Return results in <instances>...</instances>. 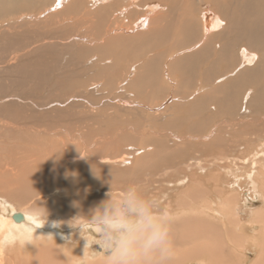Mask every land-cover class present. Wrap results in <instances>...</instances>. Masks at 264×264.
Masks as SVG:
<instances>
[{
    "label": "bare ground",
    "instance_id": "obj_1",
    "mask_svg": "<svg viewBox=\"0 0 264 264\" xmlns=\"http://www.w3.org/2000/svg\"><path fill=\"white\" fill-rule=\"evenodd\" d=\"M169 1L171 0H1L0 18L3 21L0 23V52L2 56L0 65L4 66L2 69L5 77L0 80V90L14 94L6 97L5 102L2 103V111L6 112L5 109L12 110V113L16 116L10 114L7 116L8 112L4 114L0 118V128L6 130L8 128V130L10 129L20 136L27 134L26 137H38L41 134H45L55 137L54 140L60 139L57 142L42 140L39 145L40 155H50L56 158L61 166H66L67 169L88 163L92 159L86 152L91 147L87 143L88 141L79 144L81 146L77 150L80 153L76 154V156H68L71 153H66L65 151L74 152L73 147L76 143H72L70 140L75 136V140H77V135L68 138L66 134V137L62 138L64 134L60 132L64 130H61L59 134V130L57 131L53 128H36L21 124V117L26 118L24 115H27L24 113L23 106L26 107L28 105L22 92H33L32 98L41 101L39 103H41L43 112L55 108L51 114V116L55 114L52 119H61L62 108L69 107L66 113L78 108L71 105V103H76L78 100L72 101L68 99L64 103L56 100L58 91L63 88L76 90L77 93L75 95H78L79 98L81 96L86 97L90 100L92 106L97 104L99 108L102 106V102L97 100V97L102 96L106 90L102 88L101 84L85 86L86 82L90 80L113 82L116 80L119 75L118 56L126 54L125 47L127 43L148 32L154 34L165 29V20L170 14L169 11L172 10V7L168 4ZM208 1L210 3L211 0ZM203 2L200 0V4L205 5ZM211 3H214L212 9L208 6L209 9L207 8V11H204L211 12L210 10H213L212 18L205 14L204 18L202 16L199 19L196 28L193 26L197 21L188 16L186 27L189 28L190 33L196 29V32L200 33V38L192 46L185 47L186 49L175 53L168 59L173 61L176 55L178 56V54L184 52L189 54L181 56L184 60L183 62L189 57H209L208 52L214 47L217 56L219 50L220 56L224 60H228L227 68H229L231 63L238 61L236 66L226 70L225 74L217 77L211 83H206L209 86H205L202 81V84L195 88L196 92L193 94L166 96L160 105L157 104L155 106L152 105L154 101L151 99V105L147 106L148 100V102L138 100V95L143 92L142 89L149 88L148 80L144 77L146 71V73L161 71V79L165 84L169 85V88H174L179 82L174 72H170L171 67L168 66V63L150 68L155 58L160 56V53L158 55L154 53L147 61L132 66L114 91H118V94L126 93L131 98H134L131 101H125L122 105L127 106L131 103L132 107L141 108L143 112H145L144 108L158 111L163 108L165 117L163 119L165 121H162L165 123L164 125H166V121L167 123L168 120L170 121L164 129L152 131V134L163 139L160 149L172 150L173 152L165 158L162 168L148 169L150 166L156 168L154 163L160 162L155 158L158 152L155 151L154 145V147L146 145L141 148H136L134 145V147L127 146L122 151L116 149L114 152L119 153L114 157L102 156L97 160L99 164L117 166L126 164L128 159H134V156H139L141 157L144 171L148 169L146 172L152 177L153 183L164 182L165 186L166 184L167 187L170 185L168 191H176V193L183 190L177 197V207H174L175 211H167L173 247L172 256L167 264H188L201 253L205 255L214 253L220 243L217 240V228L219 225L215 222L225 219L227 221L237 219L239 199L238 194H233L234 188H232L233 190L230 194L221 195L220 204L214 202L209 194H198L197 192V174L209 172L218 166L210 157L223 154L225 151H229L230 154L222 158L220 162L224 164L230 162L232 164L230 167L225 168L228 170L226 174L230 175L229 172H231L238 177V173L242 169H246L244 179L250 189L252 188L251 190L255 193L256 198L263 203V210L255 215L253 221L257 218L259 221L258 225L262 226L261 238L256 241L262 252H264V114L261 115L264 110V69L255 68L258 66L262 54L257 51L253 52L249 48L229 53L224 49L227 48L226 43L222 42L224 39H235L232 33L234 25L242 26L246 23L248 27L245 32L247 36L244 38L246 44L256 47L264 46V0H247L249 7L246 13L233 15L232 17L228 12L224 13L223 9L220 11L215 4L221 3L223 8L228 10L232 8L228 0H216L214 2L212 0ZM192 5H188L189 12L192 10ZM23 7L39 9V11L34 15L26 14L23 13ZM204 11L203 13H205ZM25 26H32L24 31V35L34 39V41H23L21 30ZM51 27H53L54 35L39 40L38 34L42 33L45 28ZM191 28L195 29L191 30ZM60 30H67V36L59 34ZM93 32L97 34H91ZM155 37L159 42L166 41V36L163 33H157ZM216 38L221 39V41H216ZM97 49H102V56H90L87 59L88 51ZM202 49L204 52L199 53ZM195 50L197 52H193ZM24 57L27 64L23 61ZM41 58H48L49 60L39 63L37 59ZM11 62H16L14 69H9ZM244 77L249 78L251 92H248V94L246 92L243 98L240 99L238 90L244 82ZM164 78L167 82H165ZM218 80L219 82H217ZM187 81L188 79L184 83L182 81L183 85L175 89L176 93L188 88L190 84ZM229 86H232V89L222 97L223 103L221 105V100L217 99L218 92L221 88L224 89ZM127 89H133V92L130 94ZM239 92L241 93V91ZM198 93L208 96V100L211 103L210 109L202 106ZM231 96L233 101L228 103L227 100ZM252 98H255V102L252 101ZM3 100L0 99V102H3ZM253 103H257L256 109L258 113L256 115L254 114L255 110L252 111L251 109ZM179 106L181 108L182 106L190 107L191 110L184 108L187 112L192 111L195 113L197 117L195 115V117L192 116L190 121L184 118L183 115L177 116L179 112L184 110H179L177 108ZM238 106L240 107L239 110ZM243 106L245 112L238 113V111H242ZM224 109L232 114L233 118L231 120L219 118L217 113L224 111ZM111 110L112 107L110 108ZM212 110L216 113L212 114ZM11 116L12 118L14 117V120H12ZM185 116L189 117L190 115L185 114ZM157 117H160V115ZM157 117H153V120L162 119ZM176 119L180 124L174 122ZM163 122L160 123L163 124ZM251 124L259 126L260 129L255 134L247 132L246 140L241 142L240 135L246 132L242 128L251 126ZM238 131H240L239 136L235 135ZM226 134L230 137L231 141L229 143L221 142V139ZM121 136L124 135L116 137L120 138ZM82 137L83 134H80L79 141ZM165 139L172 149L165 148ZM28 148L30 147L24 148L16 144L8 145V143L0 141V264H5V257L13 252L16 253L14 255L19 257L18 259H12L9 264H21L22 259L32 260L28 258L29 254L33 256L41 250L43 253H47L49 250L55 251L56 248H61L60 253L69 254V256L65 262H59L57 257V259L53 258V260H49L53 261L51 264H106V260L101 261L100 256L97 258L100 259L98 262L90 254L87 245V241L88 244L90 242V237H84V233L86 234L87 232L81 229L85 228L88 231L92 228L95 229L99 222H103L105 217L85 220V213L80 210L78 211L80 216L77 215L72 204L66 208L61 205L57 207L56 198L70 191L68 188L57 185L56 181H54L51 190L41 191L31 197H27L18 196V192L21 189L15 187L20 185L16 184V181L13 182V180L8 181L6 179L8 173L19 168V166L15 165L16 157L21 161L28 158L26 154ZM9 151L14 154H10ZM33 160L36 163H45L44 160L40 161L38 154L33 155ZM233 167H238L236 172L233 171ZM171 177H177V180L172 182L169 180ZM134 178L138 177L135 176ZM208 179L217 182L212 174L208 176ZM236 179L238 181V178ZM17 182L20 183V181ZM147 182L149 183V181ZM50 193H52V197L48 195ZM119 194L122 195L120 197L124 196L122 192ZM113 199L116 200L115 196ZM48 200H51V203H46ZM199 201L202 208L198 206ZM167 204V207L171 208V204ZM154 206L157 211L163 208L162 205L156 204ZM110 207L107 209L108 215L113 214L117 210L114 207L112 210ZM202 215H205L208 221H203ZM86 221L93 222L87 224ZM29 222L35 226L33 224L31 225L33 227L26 226V223ZM187 226L195 228L196 231L190 232L191 230ZM220 226L227 228L229 225ZM227 242L229 243L228 239ZM49 246L52 247L50 248ZM38 248L41 250L33 251ZM237 250L240 249H235L234 251L236 252ZM57 252L58 250H56V254H58ZM43 257L45 256L43 255ZM49 258L51 257L49 256ZM199 262L202 264H216L212 259L208 262L205 260ZM226 262L223 261V264L230 263ZM233 263L231 262V264ZM31 264L42 263L32 262ZM151 264H156V262L152 261ZM236 264H243L242 258L237 259ZM254 264H264L263 256Z\"/></svg>",
    "mask_w": 264,
    "mask_h": 264
},
{
    "label": "rangeland",
    "instance_id": "obj_2",
    "mask_svg": "<svg viewBox=\"0 0 264 264\" xmlns=\"http://www.w3.org/2000/svg\"><path fill=\"white\" fill-rule=\"evenodd\" d=\"M203 1L207 3L205 4ZM214 1L216 0H213V2ZM228 1L232 5V8L228 10L224 9L221 3H215V4L220 9V11L223 9L224 13L228 12L231 15V17L233 15H243L248 10L249 5L247 3V0H228ZM202 2L206 6L200 4V0L169 1L168 4L172 7V10L169 11L170 14L168 18H166L165 20V29H163L160 32H156L154 34H150L148 32L145 35H141L136 39H133L127 43L125 47L126 54L124 56L122 55L118 56L119 75L116 78V80H114L113 82H107L106 80H90L86 82L85 86H91L93 84H99V85L101 84L102 88L106 90V92H104L102 96L97 97V100L102 102L101 103L102 106H100L99 108L97 104L92 106L90 100L87 99L86 97L81 96L79 98L78 95H75L77 93L76 90H72L70 88H63L58 91L56 100L60 103H64L68 99L72 101L78 100V102L76 103H71V105L76 106L78 108L74 111H69L68 113L66 112L69 107L62 108L61 111L63 112L60 113L62 115L61 119L60 120L52 119V117L55 114L52 116L51 114L55 110V108L43 112L41 108V103H39L41 101L34 100L32 98L33 92H28V91L22 92L23 93L22 95L25 101H27L28 105L26 107L23 106L24 113L27 115H24L26 118L21 117L22 119L21 124H25L36 128H53L57 131L59 130L58 133L61 130L62 131L66 130L65 132L64 131L60 132L61 134H64L62 138H65L66 136L68 138H72L74 137V135H77L78 137L77 140H75L76 136L72 140H70L72 143H76V145L73 147L74 152H69V151H65V152L71 153L68 156H76V154L80 153V151L77 150L81 146L79 144H83L84 142L88 141L87 143L90 144L91 147L88 148L89 151L86 152L88 153V155L92 157V159L88 163L79 164L74 168L67 169L66 166H61L60 162L56 158L50 155L49 156H42V154L40 155L39 145L42 140L57 142L60 139L54 140L55 137L47 136L45 134H41L38 137H26L27 134H23L20 136L19 134L11 131L10 129L8 130V128L7 130L0 128V136H1L0 141L6 142L8 143V145L16 144L17 146H23L24 148H26L27 146L30 147L28 148V150H26V154L28 155V158L26 160L21 161L18 159V157H16L15 165L19 166V168H17L13 172L8 173L6 177L8 181L13 180V182L16 181V184L20 185L19 187H15L21 189L20 192H18V196L31 197L37 194L38 192L51 190L54 181H56L57 185L63 188H68L70 191L69 193H64L63 195H60L58 196V198H56L57 201L55 203L57 207L61 205L64 208H66V207H70V204H72L74 206L77 215H79L78 211L80 210H82L85 213V217H84L85 220H88L90 218H102L108 216L107 209L109 208V206L112 205V202L119 204V202L122 201L123 198L125 197L126 193L129 192H139L144 198L153 201L154 205L156 204L162 205L163 208L158 211L157 208H155L154 206V211L157 214L162 212L167 213V211H171V212L175 211L174 207L175 208L177 207V197L179 193L180 194L182 193L183 190H180L177 193L176 191H168L170 185H168L167 187V184L165 186L164 182L153 183L151 180L152 177L148 174V172H146L148 169L162 168L165 158L168 155L172 154L173 152L172 150L168 151V150L160 149L163 139H160L159 137H156V135L152 134V131H159L164 129L165 126L168 125L170 120H168V123L166 121V125H164L165 123L162 121L164 120L163 118H165L163 115L164 114L163 108L160 110L162 113L158 110H146L144 108V111L146 112L145 113L141 108L132 107L131 103H129L130 105L127 106L122 105L125 101L127 100L131 101L134 98H131L130 95L128 96V94L126 93L118 94V91L116 92L114 91L117 89V87L123 80L126 72L132 66L147 61L148 58H150L154 53H156V55L160 53V56L155 58L150 68L158 66L159 64L163 65V63L165 64L168 63V66L171 67L170 72H174V75H176V79H178L179 82L174 88H169L168 87L169 85L165 84L161 79V71H154L152 73H146L147 72L146 71L144 73V77L148 80L149 88L142 89L143 92H141V95H138V100L139 101L145 100L146 102L149 101V103L146 104L147 106H149V104L151 105L152 101H154L152 102L153 106L157 104L160 105L163 99L166 98V96L167 97L172 95L174 96L175 94H179V95L193 94L194 92H196L195 88L197 86H200L202 84V81L205 86L207 85L209 86V84L206 83H211L217 77H220L221 75L225 74L226 70L230 68L232 69L233 66H236L238 61L234 62L235 64L231 63V65H229V68H227L228 60H224L220 56L219 50L217 56L215 54L214 47L209 50L208 52L209 57H198V58L189 57V59H185V62H183L184 60L182 59V57L185 54H189L187 52L186 53L184 52L182 54H178V56L176 55L175 56L176 58L173 61H170V59H168L170 56L174 55L175 53L186 49L185 47L192 46L200 38V33L196 32L195 28L198 26L197 23L199 19L202 18V16L204 18V16H206L205 14H207L209 18H212L213 10H210L211 12H205V11H207L206 9L207 8L209 9V7L212 9L214 3H211L212 0L210 1L211 4L208 3L209 2L208 0H202ZM190 4L193 5L195 4L194 6L192 5L191 12H189ZM38 11L39 9L36 10L34 8L23 7V13L26 14L34 15ZM203 11L205 13H203ZM188 16L195 19V21H197L196 24L193 26L195 27L193 28L195 30L191 28V30H193L196 33H194L193 31H191L190 33L189 28L186 27ZM2 21L3 19L0 18V23ZM30 27L32 26H25L22 28L21 33L23 34V41L26 42L34 41V39L28 38L24 35V31ZM52 29L53 27L45 28L42 33L38 34L39 35L38 39L39 40L45 39L54 35ZM247 29L248 27L246 26V23H244L242 26L234 25L232 28V33L235 39L230 38L229 40L226 39L222 40V42L224 41L227 46V48L224 49L229 53H233L235 51L239 52L240 50L242 51L243 49L245 50L246 48L251 49L253 52L256 51L260 52L262 54V58H260L258 66H256L255 68L264 69V46L256 47L253 45H247L246 42L244 41V38L247 36V34L245 33ZM180 30H182L183 32ZM67 33H68L67 30L59 31V34H62L63 36H67L66 35ZM157 33L165 34L166 41L159 42L155 37V34ZM91 34L95 35L97 33L93 32ZM216 41H221V39L216 38ZM153 48H157V49H153ZM193 52H197V50ZM203 52H204L203 49L199 51V53H203ZM98 55L102 56V49L88 51L87 59L90 56L93 57ZM1 59L2 56L0 52V60ZM37 60L39 63H41V61L47 62L49 59L41 58ZM23 61L25 62V64H27L25 57L23 58ZM15 64L16 62L15 63L11 62V67L9 69H14ZM3 67L4 66L0 65V80H2L5 77V73L3 72L2 69ZM187 79L190 84L188 85V88L183 91H180L179 93H176L175 89L177 87H181L183 85L182 81L184 83ZM243 81H244L243 84H241V87L238 90L240 99L243 98L246 92L247 94L248 92H251L249 78L244 77ZM165 82H167L166 79ZM217 82H219V80ZM232 86H229L224 89L221 88L219 90L218 92L219 95L217 96V99L219 98L221 100L220 102L221 105L223 103L222 97L225 96L227 92L231 91ZM127 90L128 93L130 94L133 92V89H127ZM239 91H241V93ZM11 95L14 94L12 92H5V91L3 92L0 90V99H4L3 102H0V116H1L0 118H2V116L7 112H8L7 116L9 114L16 116L12 113V110L5 109L6 112L2 111V106H3L2 103L5 102L6 97ZM198 96L201 99L202 106L206 109H210L211 103L208 100V96L199 93ZM151 99L153 100L150 102ZM232 101H233V97L231 96V98L227 100V102L232 103ZM252 101L255 102V98H252ZM111 107L112 110L110 111ZM184 107L187 108V110H191L190 107L182 106L181 108V106H179L177 107L179 108V110L180 109L181 110L184 109V110L179 112L181 115L178 113L179 115L177 114V116L183 115V117L187 118V120L190 119L192 120L191 117L192 116L195 117L196 116L195 113H193L192 111L187 112V110H185ZM240 107L238 106V110ZM256 108H257V103H253L251 109L252 111L255 110L254 111L255 115L258 113ZM212 111H213L212 114L216 113L214 110ZM184 112L186 115L188 116L190 115V116L186 117ZM243 112H245L244 106L242 108V111L241 112L238 111V113H243ZM158 114L160 115V117H157L159 116ZM217 114L219 115V118H224L227 120H231L233 118L232 114L225 109L224 111H220ZM263 114H264V110L263 113L261 112V115ZM27 117L30 118L28 119ZM153 117L162 118V119L153 120ZM12 120H14V117L12 118ZM159 121L163 122V124H161ZM177 121H178L177 119L174 120V122ZM177 123L180 124L179 122ZM152 127L153 129H151ZM154 127L155 128L159 127V128L155 129ZM243 129H245L244 131L246 132L242 133L241 135L239 134L240 131L235 133V135L238 136L240 135L241 142H244V140H246L245 138H247L246 136L247 132L249 134H253V133L255 134L258 132L260 127L251 124V126L243 127L242 130ZM137 133H141V134H137ZM80 134H83V137L79 141ZM120 135H124V136H121L120 138L116 137ZM230 141L231 140L228 134H226V136L221 139V142L229 143ZM165 143H166L165 148L172 149L170 147V144L166 142V139H165ZM133 145L136 148L139 147L141 148L146 145H150V146L154 145L155 151L158 152L155 158H157V160L160 161L159 163L158 162L154 163V166H156V168L150 166L146 171H144L143 165L141 164L142 160L140 159L141 157L139 156H134V159H128L126 164H120L117 166L99 164L97 161L99 157L102 156L114 157L119 153V152L118 153L114 152L116 149H119L118 151H122L127 146L131 147ZM105 146L106 148H104ZM9 153L14 154L13 152L10 151ZM35 154H38L40 161L44 160L45 163L41 164L34 162L33 155ZM229 154H230L229 151H225L223 154H217L215 157H210V159L214 160L218 164V166H216L214 169H212L209 172L197 174L198 176L197 192L198 194L201 193L209 194L212 200H214V202L220 204L219 200L221 199V195L230 194L231 191L233 190L232 188H234L233 194H238V199H239L238 208H237L238 217L234 221H227L226 219L223 221H216L215 223L219 225V227L217 228V240L220 242L217 245L218 247L217 251L211 253L210 254L211 257L208 254L205 255L201 253L198 257L196 256L197 257L196 259L192 260L188 264H202L199 261L205 260L206 262H208L211 259L212 261H215L216 264L217 263L223 264V261H227L226 263L230 262L229 264H231V262L233 263L234 261L233 264H236L237 259L239 260L241 258L243 260V264H254L261 256H263L264 258V252H262L261 247L256 241L261 238L262 226L258 225L259 221L257 220V218L255 220L256 222L253 221L255 215L263 210L262 207L263 203L260 199L256 198L255 193H253V191L251 190L252 188L250 189L249 185H247L246 180L244 179L246 174L245 172L246 169H242L238 173L239 175L238 177H236L231 172H229L230 175L226 174L228 170H226L225 168L230 167L232 164L230 162L224 164L220 162V160L225 156H228ZM237 168L238 167H233V171L236 172ZM210 174H212L215 177L217 182L208 179V176ZM135 176L138 177L139 179L134 178ZM236 178H238V181H236L237 180ZM241 179L242 181L240 182ZM169 180L175 182L177 180V177H173V178L171 177L169 178ZM17 181H20V183ZM147 181H149V183ZM120 192L123 193L124 195L123 197H120L122 196L121 194H119ZM48 195L52 197V193ZM114 196L116 200L113 199ZM48 202L51 203V200H48L46 203ZM166 202L171 204V208L167 207L168 204ZM198 206L201 207L200 201L198 202ZM110 208L112 210L114 209L113 207ZM202 219L203 221H208L205 215H202ZM92 222L93 221H86L87 224ZM32 224L33 223L29 222L26 223V226L27 225L31 226ZM220 225H229V226L226 228ZM81 229L87 232L86 234L84 233V237L85 236L90 237L89 239L90 242L88 244V250L90 254L95 258V260L99 256L101 261L106 260L110 252V249L106 242L107 237L104 230L103 222H99L97 228L95 229L92 228L89 231L86 230L85 228H81ZM189 230H191L190 232L196 231L195 228L193 227H189ZM263 235H264V231H263ZM227 239L229 240V243L227 242ZM235 249H240V250H237L235 252L234 251ZM38 250L41 249L38 248L33 251H38ZM56 250H58L57 252L58 254H56ZM60 250L61 248H56L55 251L49 250L50 253L49 251L47 253H43L41 250L35 253L33 256L29 254L28 258H31L32 260L25 259L26 260L25 261L20 257L22 259L21 264H31L32 262L51 264V262L53 263V261H49V260L51 259L53 260V258L56 257L58 258L56 259L59 262L61 261L65 262L69 254L66 255L64 253H60ZM219 251L221 254L219 253ZM14 254L16 253L13 252L11 255L6 256L5 257L6 260H4V263L9 264L12 262V259L14 258L18 259L19 256ZM43 255L45 257H43ZM46 255H49L51 258H49V256ZM222 256L225 258H223ZM100 259H97L96 261L99 262Z\"/></svg>",
    "mask_w": 264,
    "mask_h": 264
},
{
    "label": "clouds",
    "instance_id": "obj_3",
    "mask_svg": "<svg viewBox=\"0 0 264 264\" xmlns=\"http://www.w3.org/2000/svg\"><path fill=\"white\" fill-rule=\"evenodd\" d=\"M111 207L117 210L103 219L106 264H167L173 253L168 214H157L154 202L139 192L126 193Z\"/></svg>",
    "mask_w": 264,
    "mask_h": 264
},
{
    "label": "water",
    "instance_id": "obj_4",
    "mask_svg": "<svg viewBox=\"0 0 264 264\" xmlns=\"http://www.w3.org/2000/svg\"><path fill=\"white\" fill-rule=\"evenodd\" d=\"M17 216L21 217L20 215H17Z\"/></svg>",
    "mask_w": 264,
    "mask_h": 264
}]
</instances>
